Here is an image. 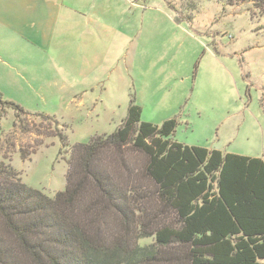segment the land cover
Masks as SVG:
<instances>
[{
  "label": "rangeland",
  "instance_id": "1",
  "mask_svg": "<svg viewBox=\"0 0 264 264\" xmlns=\"http://www.w3.org/2000/svg\"><path fill=\"white\" fill-rule=\"evenodd\" d=\"M252 4L87 0L86 11L99 21L79 41L86 45L83 66L41 69L38 82H28L0 63L2 101L30 112L0 104V161L52 198L65 189L70 149L113 133L130 100L142 122L175 119L177 143L264 161V12ZM66 43L78 47L73 37ZM56 134L67 137L66 148ZM154 240L137 244L150 247Z\"/></svg>",
  "mask_w": 264,
  "mask_h": 264
},
{
  "label": "trees",
  "instance_id": "2",
  "mask_svg": "<svg viewBox=\"0 0 264 264\" xmlns=\"http://www.w3.org/2000/svg\"><path fill=\"white\" fill-rule=\"evenodd\" d=\"M176 126L142 122L130 100L113 133L70 149L52 198L0 161V228L13 238L0 233V264H264V161L182 145Z\"/></svg>",
  "mask_w": 264,
  "mask_h": 264
},
{
  "label": "crops",
  "instance_id": "3",
  "mask_svg": "<svg viewBox=\"0 0 264 264\" xmlns=\"http://www.w3.org/2000/svg\"><path fill=\"white\" fill-rule=\"evenodd\" d=\"M86 2L0 0V63L28 82H38L41 69L83 66L80 54L86 45L81 47L79 41L86 26L94 18L99 21L98 13L90 17ZM71 37L78 40V47L66 43Z\"/></svg>",
  "mask_w": 264,
  "mask_h": 264
}]
</instances>
